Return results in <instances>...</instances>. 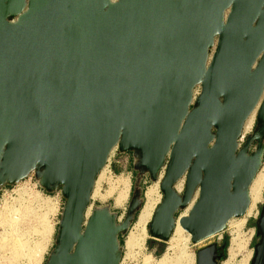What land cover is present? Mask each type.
<instances>
[{"label": "water", "instance_id": "95a60500", "mask_svg": "<svg viewBox=\"0 0 264 264\" xmlns=\"http://www.w3.org/2000/svg\"><path fill=\"white\" fill-rule=\"evenodd\" d=\"M114 150L135 173L121 223L109 205L87 215ZM263 161L264 0H0V192L33 176L60 195L44 264H119L161 171L150 240L169 242L196 195L178 220L196 246L245 215ZM255 225L264 264V205Z\"/></svg>", "mask_w": 264, "mask_h": 264}, {"label": "rangeland", "instance_id": "374dc122", "mask_svg": "<svg viewBox=\"0 0 264 264\" xmlns=\"http://www.w3.org/2000/svg\"><path fill=\"white\" fill-rule=\"evenodd\" d=\"M255 118L256 115H254L252 126L243 130V135L247 136L254 130ZM108 164L109 162L105 166L106 168L104 167L98 175L91 197V200H94L91 201V203L93 207L109 205L112 212L120 215L123 213L124 209L127 208L133 190L135 173L132 169V157L130 154H118L115 152L111 157L109 167L111 174L105 176L108 170ZM262 170H264V161L259 172ZM161 177L162 173L159 175L158 181L155 183L150 182L148 177H145L142 180L141 188L143 190V204L140 209L141 211H139L140 213L137 214L133 222H137V226L141 227L140 231L143 228L145 231L147 230L146 224L152 213L154 204L158 201L159 196L161 195L159 192ZM28 178L31 180H28ZM28 178L24 180L25 182L22 181V184H19V186L14 188L9 187L6 192H0V216L8 217V219L5 217L3 220L0 219V264H44L47 255L53 247L57 223L61 212L62 199L59 194L48 195L40 190L39 187L38 189L41 192L38 190L36 191H38L40 195L34 191L33 188L30 189L31 192L28 191L27 189L35 184L33 176ZM182 192L180 194H182ZM115 204L119 206H116ZM263 205L264 189L261 194L260 202L257 204L256 214L252 218L247 219L241 229L240 240H242V248L234 258V263L236 264L243 261H247V264H250V261L253 258V249L259 242V237L256 235L255 223L260 216ZM14 208L17 212L13 213ZM9 209H11L12 212L7 214V210ZM90 209L91 208H89V210ZM10 213H12L13 216L10 215ZM180 213L181 211H179L177 215ZM9 216L17 220L16 225H9ZM143 221L145 224L142 223ZM45 226L46 230L44 232ZM145 231H141L140 235H136L139 239L137 246L126 247L128 249L139 247L145 237ZM234 231L235 228L233 224V226L228 227V229L222 234V241L220 244L226 239L227 247L226 256L220 264H223L229 259L232 239L235 237ZM125 237L126 236L121 237L123 245L124 241L126 240L127 242L128 240V237L127 239ZM184 240L185 239L182 236L176 235L174 229V234L167 243H159L152 240L147 241L146 248L148 249V253H152L151 258H146L147 262L149 264H187L185 263L186 258L184 255H189L191 257V264H196V252L203 247L212 245L211 243L215 242L216 238L207 240L197 246H189L188 242L186 240L184 242ZM13 241H18V243H21L26 249L22 250L23 252L16 254L13 252ZM182 247H185L183 248L185 249L184 251ZM34 250H36V254H33ZM182 251L185 253L184 255ZM32 255L36 256V260L31 259Z\"/></svg>", "mask_w": 264, "mask_h": 264}, {"label": "bare ground", "instance_id": "6f19581e", "mask_svg": "<svg viewBox=\"0 0 264 264\" xmlns=\"http://www.w3.org/2000/svg\"><path fill=\"white\" fill-rule=\"evenodd\" d=\"M114 1V0H113ZM254 115H255V112H253L246 120L245 124H244V128L243 130H246L248 128H250L253 124V118H254ZM106 168V167H105ZM103 170V169H102ZM182 189H183V181H179L176 186H175V190L178 194H180L182 192ZM264 189V170L258 172V174L256 175L255 179L253 180L250 188H249V199H250V203H249V207L245 213V215L239 219H232L230 220V222L228 223V227H231L233 226L234 224V228H235V237L232 239V246H231V249H230V253H229V259L224 262L223 264H236L234 263V258L236 257V254L239 252V250H241L242 248V240H240V232H241V229L243 228L244 224L246 223L247 219L249 218H252L255 214H256V210H257V204L260 202V199H261V194H262V191ZM96 192V191H94ZM33 193V192H32ZM152 194V193H151ZM94 196V195H93ZM148 196V195H147ZM196 197V195H195ZM195 197L193 198L191 204L189 205V207L186 209V211H184L185 215L187 214L190 206L192 205V203L194 202V199ZM146 209V208H145ZM9 214V212H12L11 209L7 210ZM150 211V210H149ZM14 212H17V210L15 211V208L13 210V213ZM146 212V211H145ZM90 213V210L88 209L87 211V215H89ZM10 215H12V213H10ZM145 215V214H144ZM147 215V214H146ZM149 215V214H148ZM8 216V215H7ZM13 216V215H12ZM5 218L8 219V217L4 216ZM4 217H1L0 216V219L3 220ZM141 217V216H140ZM145 218V217H144ZM142 219V217H141ZM139 220V219H138ZM9 225H16L17 223V220L10 217L9 216ZM236 221V222H235ZM234 222V223H233ZM144 223V221L142 222ZM233 223V224H232ZM145 224V223H144ZM141 225V224H140ZM144 227V225H143ZM46 230V226H45V229H44V232ZM142 232L145 231V229L143 228L141 230ZM175 231H176V235L177 236H182L187 242H189V236L181 229V227L179 225H177L175 227ZM184 240V242H185ZM8 241V240H7ZM10 241V240H9ZM143 241V240H142ZM139 242V239H138V236L134 235V234H130L128 236V240L126 242V246L127 247H133V246H137ZM172 242V241H171ZM186 246V245H185ZM12 247H13V252H15L16 254H19L20 252H23L22 250L26 249L25 247H23V245H21V243H18L13 241L12 243ZM185 248V247H182V249ZM185 249H183L184 251ZM182 251V252H183ZM36 250H34L33 254H36L35 253ZM185 253L183 252V255ZM185 258H186V261L185 263L187 264H191V257L189 255H184ZM36 256L35 255H32L31 259L32 260H36L35 259ZM193 259V258H192ZM163 260V259H162ZM239 264H247V261H243Z\"/></svg>", "mask_w": 264, "mask_h": 264}, {"label": "built area", "instance_id": "2783aa9c", "mask_svg": "<svg viewBox=\"0 0 264 264\" xmlns=\"http://www.w3.org/2000/svg\"><path fill=\"white\" fill-rule=\"evenodd\" d=\"M198 93H199V89L196 88V89L194 90V92H193V97L195 98V97L198 95ZM244 137H245V135H243V136L241 137V139H240V143L243 142ZM115 152H117V151L114 150V151L111 153V155L109 156V159H108V161H107V163L109 162V164H108V170H107V173L105 174V176L111 174V171L109 170V167H110V163H111V157L113 156V154H114ZM161 173H162V175H163V171H161V172L159 173V175H161ZM25 180H26V179H25ZM28 180H31V179L28 178ZM24 182H25V181H24ZM19 184H22V183H19ZM19 184L13 186L12 188L19 186ZM24 188H25V187H24ZM31 188H33L34 191L38 190L39 192H41V191L38 189V186H37L36 183H35L33 186L29 187L27 190L31 192V190H30ZM7 190H8V188H5V189H3L1 192H6ZM38 191H36V192L39 194ZM39 195H40V194H39ZM40 197H41V196H40ZM161 198H162V197H161V195H160L158 201L154 204V207H153L152 213H151V215H150V217H149L148 222H147L146 225H148L149 222L151 221L154 211L156 210L157 206L160 204ZM93 200H94V199H93ZM93 200H91V201H93ZM92 208H93V205H92V203H91V209H92ZM140 211H141V210H140ZM184 211H186V209L183 210V211H181V213H180L179 215L176 214V224H175V227L178 225V220H179L180 218L186 216L185 213H184ZM125 212H126V209H124V211H123L122 214L117 215V223H121V222H122V220H123V218H124V216H125ZM139 213H140V212H139ZM177 213H178V212H177ZM140 228H141V227H138V226H137V222H136V223H133V224L131 225V227H130V229H129V231H128V233H127V235H126L125 238L127 239V237H128L130 234L140 235V233H141ZM145 233H146V234H145V237H144V239H143V242H142V244H141L139 247H136V248H133V249H128V248L126 247V240L124 241V245H123V247H122V255H121V258H120L119 264H138V263H139V264H149V263L147 262V259H146V258H147V257L151 258V257H152V253H150V252L148 253V249L146 248V243H147V241H150V237H149V235H148V233H147V230L145 231ZM173 234H174V232H173ZM173 234H172V235H173ZM222 234H223V233L216 234V235H214V236L208 238L207 240H210V239H214V238H216V241L213 242V243H211V244H212V245H216V246H218V245L221 243V241H222ZM207 240H205V241H207ZM205 241H204V242H205ZM202 243H203V242H202ZM188 244H189V246L191 245V244H190V241L188 242ZM200 244H201V243H200ZM198 245H199V244H198ZM191 246H194V245H191ZM196 246H197V245H196Z\"/></svg>", "mask_w": 264, "mask_h": 264}, {"label": "trees", "instance_id": "16d2710c", "mask_svg": "<svg viewBox=\"0 0 264 264\" xmlns=\"http://www.w3.org/2000/svg\"><path fill=\"white\" fill-rule=\"evenodd\" d=\"M119 241H120V245L123 247V242H122L121 238L119 239ZM222 244H223V254L226 255L227 240L225 239V241Z\"/></svg>", "mask_w": 264, "mask_h": 264}, {"label": "flooded vegetation", "instance_id": "af4514ba", "mask_svg": "<svg viewBox=\"0 0 264 264\" xmlns=\"http://www.w3.org/2000/svg\"><path fill=\"white\" fill-rule=\"evenodd\" d=\"M217 248H218V251H217L218 256H222V254H223V244L218 245Z\"/></svg>", "mask_w": 264, "mask_h": 264}, {"label": "crops", "instance_id": "0c3cea01", "mask_svg": "<svg viewBox=\"0 0 264 264\" xmlns=\"http://www.w3.org/2000/svg\"><path fill=\"white\" fill-rule=\"evenodd\" d=\"M116 205V204H115ZM116 206H119V205H116Z\"/></svg>", "mask_w": 264, "mask_h": 264}]
</instances>
